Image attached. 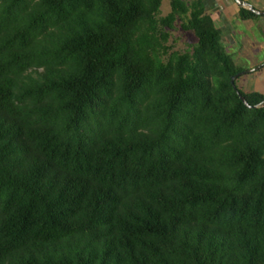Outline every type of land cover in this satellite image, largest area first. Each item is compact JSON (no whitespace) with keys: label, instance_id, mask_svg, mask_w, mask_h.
<instances>
[{"label":"trees","instance_id":"obj_1","mask_svg":"<svg viewBox=\"0 0 264 264\" xmlns=\"http://www.w3.org/2000/svg\"><path fill=\"white\" fill-rule=\"evenodd\" d=\"M160 2L0 0V264H264V95Z\"/></svg>","mask_w":264,"mask_h":264},{"label":"crops","instance_id":"obj_2","mask_svg":"<svg viewBox=\"0 0 264 264\" xmlns=\"http://www.w3.org/2000/svg\"><path fill=\"white\" fill-rule=\"evenodd\" d=\"M243 1L253 9L264 12V0ZM200 2L204 13L219 30L225 52L235 66L242 68L235 80L237 87L264 95V14L241 19L238 17L239 8H246L238 6L234 0Z\"/></svg>","mask_w":264,"mask_h":264},{"label":"rangeland","instance_id":"obj_3","mask_svg":"<svg viewBox=\"0 0 264 264\" xmlns=\"http://www.w3.org/2000/svg\"><path fill=\"white\" fill-rule=\"evenodd\" d=\"M187 3V0H183ZM169 12V0H161L159 6L158 16H163ZM186 19L185 15L179 14L172 22L171 28H164L168 37L165 45L169 48V51L182 52L188 48L189 45L195 42V37L190 31H184L180 28V24ZM239 84V82L237 83Z\"/></svg>","mask_w":264,"mask_h":264},{"label":"water","instance_id":"obj_4","mask_svg":"<svg viewBox=\"0 0 264 264\" xmlns=\"http://www.w3.org/2000/svg\"><path fill=\"white\" fill-rule=\"evenodd\" d=\"M235 3L240 6V7H243V8H246L247 10L255 13V14H264V12L262 11H258V10H255L253 9L250 5H248L246 2H244L243 0H234ZM240 74V72L236 73L235 75L231 76L230 77V82L233 84V79L235 77H237L238 75ZM236 94L238 96V98L245 104L247 105L246 101L244 100V98L236 91ZM257 105H254V107H256Z\"/></svg>","mask_w":264,"mask_h":264}]
</instances>
